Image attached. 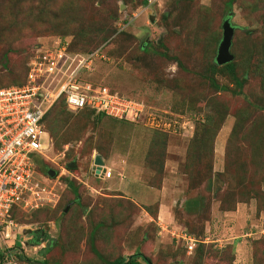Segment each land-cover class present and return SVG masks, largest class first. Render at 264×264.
I'll return each mask as SVG.
<instances>
[{"label": "rangeland", "instance_id": "obj_1", "mask_svg": "<svg viewBox=\"0 0 264 264\" xmlns=\"http://www.w3.org/2000/svg\"><path fill=\"white\" fill-rule=\"evenodd\" d=\"M226 1L151 0L146 8L141 0H0V86L26 76L35 53L61 47L88 60L91 84L143 105L132 123L61 105L51 110V145L39 159L45 169L33 175L42 194L32 206L15 207L18 229L6 243L0 236L8 259L1 263L26 264L18 253L50 264L140 253L152 264H264V64L254 68L264 57V1L250 9L252 0H235L230 10ZM228 13L241 89L215 62L222 30L214 34ZM203 138L200 159H190L191 142ZM93 155L102 156L111 178L93 175ZM197 197L202 210L191 208ZM182 232L205 237L204 251L197 242L192 252L181 245ZM48 243L63 249L44 254Z\"/></svg>", "mask_w": 264, "mask_h": 264}, {"label": "built area", "instance_id": "obj_2", "mask_svg": "<svg viewBox=\"0 0 264 264\" xmlns=\"http://www.w3.org/2000/svg\"><path fill=\"white\" fill-rule=\"evenodd\" d=\"M44 53H35L29 60L24 84L0 88V236L3 243L15 239L18 229L12 217L15 207L32 206L35 197L42 194L33 175L36 160L46 158L45 152L51 145L44 117L59 99H65L69 111L79 112L87 107L120 120L131 121L143 113L141 103L86 81L83 71L90 70V66L85 67L88 60L73 58L61 47L52 55ZM77 65H84L81 74V69L76 72ZM67 171V167L63 168L60 175ZM105 176L110 178L111 172L106 170ZM179 238L187 243L189 251L195 249L193 238L184 232Z\"/></svg>", "mask_w": 264, "mask_h": 264}, {"label": "trees", "instance_id": "obj_3", "mask_svg": "<svg viewBox=\"0 0 264 264\" xmlns=\"http://www.w3.org/2000/svg\"><path fill=\"white\" fill-rule=\"evenodd\" d=\"M182 1H186V0H182ZM234 1L235 0H228V1H226L225 3H224V7H225V9H227V10H230L231 8H232V6H233V3H234ZM262 1V0H261ZM264 1V0H263ZM147 3H148V0H141V6L142 7H145V6H147ZM254 3H256V1H254V0H252L251 1V3H250V9H254V8H252L253 7V4ZM230 13V12H229ZM228 13V15L227 16H225V18H227V17H230V14ZM224 18V19H225ZM262 20H263V27H264V12H262ZM223 23V22H222ZM221 30H222V28L220 29V31L219 32H217V33H215L214 34V37L215 36H217L216 37V39L220 36V32H221ZM106 39L107 38H103L102 39V41H106ZM262 43H264V40H263V42ZM141 50L142 51H144V52H148L149 51V47H146V48H141ZM87 53V52H86ZM163 56H165V55H163ZM264 64V57L262 58V63L261 62H259V64L257 63V64H255V66H254V68H257V67H261V69H263L262 68V65ZM2 66H5V64H2ZM219 71H221V72H223V73H226V75L229 77V79H230V81H231V83H233L234 85H235V87H237V88H239V89H241L242 88V86H243V83H244V81L245 80H243V79H240V77L238 76V74H237V71H236V69H235V63H233V61L232 62H230V63H227V64H225V65H222V66H219ZM27 70V69H26ZM93 70L94 69H91V70H87V71H83V77H84V79H86V80H88L90 77V75H91V73H93ZM211 70H212V72H214L215 70H217V67L216 66H212L211 67ZM264 70V69H263ZM263 70H260L259 71V74H261L262 72H264ZM92 71V72H91ZM26 75H27V73H26ZM262 75H264V74H262ZM264 78V77H263ZM25 80H26V76L24 75V76H22L21 78H19L18 79V81L16 82L15 81V83L13 82V83H11L9 86H13V85H15V86H20V85H22V84H24V82H25ZM90 81V80H89ZM210 82H211V84L216 88V89H219V90H221V91H225V90H228V88H225L224 86H218L217 84H216V82H215V80L214 79H211L210 78ZM9 86H0V88H2V87H9ZM110 90V89H109ZM110 91H112V90H110ZM118 93V92H117ZM119 94V93H118ZM237 94H240V92H237ZM119 95H121V94H119ZM121 96H123V95H121ZM123 97H125V96H123ZM127 99H130V100H132V101H136V100H134V99H132V98H129V97H126ZM136 102H138V101H136ZM138 103H140V102H138ZM59 105H61L65 110H68L67 108H66V104H65V99L64 98H61V99H59V101L51 108V110L53 109V108H55L56 106H59ZM51 110L46 114V116L44 117V120H43V123L45 124V121H46V118H47V116H48V114L51 112ZM80 113L82 112V113H84V112H89L90 114H91V116H93L95 119H98V118H100V117H102L103 119H105V117L106 118H109V119H112V120H114V121H118V122H126V123H132L130 120H128V119H117V118H113V117H110V116H107L106 114H104V113H97L95 110H92V109H90V108H84L83 110H81V111H79ZM77 113V112H76ZM142 115V114H141ZM140 115V116H141ZM160 136V135H159ZM204 141H207V139H202V140H200V141H198V140H193L192 142H191V145H190V148H189V150H188V154H189V157H190V159H194V160H199L200 159V155L202 154V146L204 145ZM228 154H229V152H228ZM162 155H160V157H161ZM160 157H159V159H160ZM36 162H37V167H36V170H41V171H43V169H45V166H41V163H40V160H36ZM239 163V161L237 160V158H236V156L234 155L233 156V162H232V167H236V164L237 163ZM240 165V164H239ZM48 171V170H47ZM46 171V172H47ZM44 172V171H43ZM242 178L239 180V183H242ZM68 188H69V190L72 192V194H73V196H74V202H75V205L76 206H79L80 205V203L76 200L77 198H78V194H77V189L75 188V186L73 185V183L72 182H68L67 183V185H66ZM247 195H249V194H247ZM233 198H232V197ZM230 197L232 198V201L236 204L237 202L235 201V193L234 194H232ZM240 196H244L245 197V195L244 194H240ZM239 202V201H238ZM191 204H192V206H191V208H195L194 210H197V209H201L202 210V208H203V204H204V200L203 199H200L199 197H197V198H195V199H193V200H191ZM258 204V203H257ZM264 209V206H262V204H261V202L258 204V211L260 212L261 210H263ZM15 210L16 209H14L13 210V212H15ZM231 211H235V208L234 209H232ZM12 212V217L14 218V213ZM262 212V211H261ZM96 225H101V224H96ZM98 227V226H97ZM195 232H197V231H195ZM187 236H189V237H191V238H193L196 242H197V245H198V247H197V249H199V250H202V251H204V245L206 244V242L208 241V240H204L205 239V237H204V241L203 240H198L197 238H199V237H196L194 234H192L193 232H191V233H189V232H184ZM179 241L181 242V245H182V242H183V240L181 239V238H179ZM90 242H91V240H90ZM205 243V244H204ZM184 246V245H183ZM92 248V251L94 252V255L98 258V259H100V260H102L101 259V255L96 251V250H94V248H93V246H91ZM55 248H60L61 250L63 249V246L61 245V244H54V246H51V244L50 243H48L47 244V246L43 249V251H44V254H47L48 255V253L50 254ZM195 249H196V247H195ZM194 250V249H193ZM18 256H19V258H20V260H24V261H21V262H26V264H50V261L49 260H44V262H35V261H30V260H27L23 255H21V254H19L18 253ZM141 262H140V261ZM2 261H8V259L6 258V256H5V254H3L2 252H0V264H3V263H1ZM51 263L52 264H59L58 262H52L51 261ZM103 264H152L151 263V260L150 259H148V258H146L143 254H140V253H135L133 256H130L129 258H127V259H124V258H118L117 260H115V261H113V262H103Z\"/></svg>", "mask_w": 264, "mask_h": 264}, {"label": "water", "instance_id": "obj_4", "mask_svg": "<svg viewBox=\"0 0 264 264\" xmlns=\"http://www.w3.org/2000/svg\"><path fill=\"white\" fill-rule=\"evenodd\" d=\"M234 33V27L231 25L229 17L225 18L222 23V36L217 48V54L215 57V62L217 65L222 66L233 61L234 56L230 53V48L232 44V38ZM69 169L74 168L75 164L72 162L67 166ZM105 162L101 155H95L93 158L92 173L95 176H102L105 174ZM47 174L50 177H54L56 172L49 169ZM69 208L66 207L65 211Z\"/></svg>", "mask_w": 264, "mask_h": 264}, {"label": "crops", "instance_id": "obj_5", "mask_svg": "<svg viewBox=\"0 0 264 264\" xmlns=\"http://www.w3.org/2000/svg\"><path fill=\"white\" fill-rule=\"evenodd\" d=\"M95 154V153H94ZM93 156H95V155H93ZM94 158V157H93ZM68 168V167H67ZM69 169V168H68ZM105 169L107 170V171H110V170H108V167L106 166V164H105ZM105 170V171H106ZM99 178L100 179H102L103 178V180H105V179H109V178H106V176H105V174H103L102 176H99ZM111 178V177H110ZM165 208H166V206L164 205V203L163 202H161V204H160V214H162L164 211H165Z\"/></svg>", "mask_w": 264, "mask_h": 264}, {"label": "clouds", "instance_id": "obj_6", "mask_svg": "<svg viewBox=\"0 0 264 264\" xmlns=\"http://www.w3.org/2000/svg\"><path fill=\"white\" fill-rule=\"evenodd\" d=\"M149 6H151L149 3H147V6H145L146 8H149ZM100 50V49H99ZM101 51V50H100Z\"/></svg>", "mask_w": 264, "mask_h": 264}]
</instances>
